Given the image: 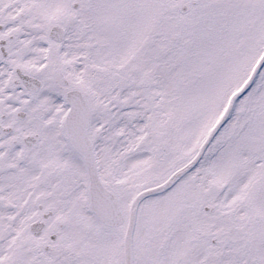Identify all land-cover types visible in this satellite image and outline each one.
Returning <instances> with one entry per match:
<instances>
[{
    "label": "snow or ice",
    "instance_id": "1",
    "mask_svg": "<svg viewBox=\"0 0 264 264\" xmlns=\"http://www.w3.org/2000/svg\"><path fill=\"white\" fill-rule=\"evenodd\" d=\"M0 264H264V0H0Z\"/></svg>",
    "mask_w": 264,
    "mask_h": 264
}]
</instances>
